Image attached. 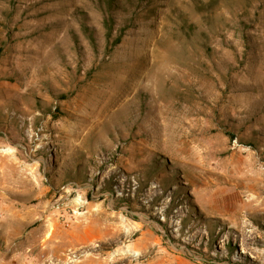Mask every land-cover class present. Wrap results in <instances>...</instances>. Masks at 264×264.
Here are the masks:
<instances>
[{
    "label": "rangeland",
    "instance_id": "1",
    "mask_svg": "<svg viewBox=\"0 0 264 264\" xmlns=\"http://www.w3.org/2000/svg\"><path fill=\"white\" fill-rule=\"evenodd\" d=\"M0 264H264V0H0Z\"/></svg>",
    "mask_w": 264,
    "mask_h": 264
},
{
    "label": "trees",
    "instance_id": "2",
    "mask_svg": "<svg viewBox=\"0 0 264 264\" xmlns=\"http://www.w3.org/2000/svg\"><path fill=\"white\" fill-rule=\"evenodd\" d=\"M118 42V39L115 41V43Z\"/></svg>",
    "mask_w": 264,
    "mask_h": 264
}]
</instances>
